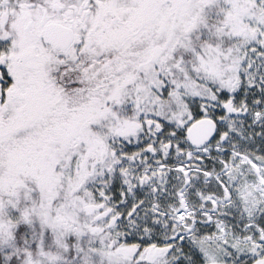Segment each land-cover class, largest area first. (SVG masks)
Wrapping results in <instances>:
<instances>
[{
	"label": "snow or ice",
	"instance_id": "snow-or-ice-1",
	"mask_svg": "<svg viewBox=\"0 0 264 264\" xmlns=\"http://www.w3.org/2000/svg\"><path fill=\"white\" fill-rule=\"evenodd\" d=\"M0 264H264V0H0Z\"/></svg>",
	"mask_w": 264,
	"mask_h": 264
}]
</instances>
